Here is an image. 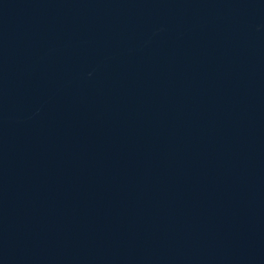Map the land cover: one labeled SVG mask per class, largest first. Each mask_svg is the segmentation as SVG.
<instances>
[{
  "label": "water",
  "instance_id": "1",
  "mask_svg": "<svg viewBox=\"0 0 264 264\" xmlns=\"http://www.w3.org/2000/svg\"><path fill=\"white\" fill-rule=\"evenodd\" d=\"M0 264H264V0H0Z\"/></svg>",
  "mask_w": 264,
  "mask_h": 264
}]
</instances>
